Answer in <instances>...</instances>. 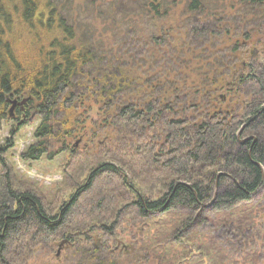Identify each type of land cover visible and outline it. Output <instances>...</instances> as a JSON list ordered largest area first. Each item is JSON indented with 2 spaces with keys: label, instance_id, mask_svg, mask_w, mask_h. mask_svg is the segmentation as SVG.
<instances>
[{
  "label": "trees",
  "instance_id": "trees-1",
  "mask_svg": "<svg viewBox=\"0 0 264 264\" xmlns=\"http://www.w3.org/2000/svg\"><path fill=\"white\" fill-rule=\"evenodd\" d=\"M224 1L207 12L205 0H189L184 14L205 13L192 22V15L175 19L173 9L180 0H0V128L12 121L10 134L15 136L23 116L35 112L40 119L35 140L22 151L21 160L54 159L65 153L70 155L66 168L76 170L79 162L80 168L87 164L82 157L93 145L107 156L113 153L112 144L121 142L126 150L123 157L113 155L122 169L110 160L95 162L67 200L46 201L36 190L24 188L16 168L7 162L14 146L9 137L0 146V264H30L37 251L51 249L60 239L70 251L56 264H122L127 252L115 260L109 242L125 220L176 206L187 212L172 238L190 249L183 237L191 225L212 222L210 214L236 208L264 185V140L256 133L235 154L226 153L241 140L244 129L253 132L264 125V63L247 78L241 73L255 60L248 50L264 43L258 32L264 0H231L228 6ZM75 3L96 14L78 22L72 16ZM103 13L105 32L97 34L92 20ZM173 24H179V31L191 25L195 39L201 40L197 58L188 47L186 56L192 58L178 67L180 75L188 71L184 75L193 77V92L186 96L181 93L185 86L173 84V99L164 92L162 98L152 97L150 90L172 82L170 75L158 74L148 78L147 90L134 94L137 65L155 69L158 59L159 68L171 69L168 60L174 63L172 49L178 47H167ZM234 38L242 42L232 43ZM200 95L213 101L214 109L197 120L193 109L200 107L195 100ZM23 99V110H11L13 101ZM130 162L139 163L140 169L151 167L166 198L139 196L124 170ZM234 167L240 169L239 179L220 173ZM226 180L229 187L216 195ZM229 222L223 229L234 227ZM240 225V230L251 232V225ZM98 229L101 246L93 243ZM150 259L145 264H154Z\"/></svg>",
  "mask_w": 264,
  "mask_h": 264
},
{
  "label": "rangeland",
  "instance_id": "rangeland-1",
  "mask_svg": "<svg viewBox=\"0 0 264 264\" xmlns=\"http://www.w3.org/2000/svg\"><path fill=\"white\" fill-rule=\"evenodd\" d=\"M188 1L189 0H180L179 5L173 9L175 19H180L179 21H182L183 19H189L185 16L192 15L191 19L193 22L195 17L200 18L205 14L202 12L201 15L197 14V16L194 15V17L193 14H184ZM205 2L208 5L207 12L215 9L217 2L218 7L221 5L220 0H205ZM224 2L227 3L228 6V3L231 2V0ZM67 5H69V10L70 2L67 3ZM81 5L82 6H78L75 3L73 8L74 11L72 10V16L74 19L78 20V22L79 20L87 22V20L83 19L89 17V15L91 18V15L96 14V11H94V14H91L92 12L90 10L87 12L88 7L85 6V4ZM261 8L263 9L264 6ZM225 12H228V10ZM105 16L106 15L103 13L102 17H98V21L97 19L92 20V23L98 26L94 28L96 29L97 34L105 32L106 25L102 23ZM189 22L192 23L190 20ZM178 25L173 24V26H166H171L173 29V31H170L168 37V42L172 41V44H167V47L173 48L174 44L178 46L175 50L172 49L174 63L171 64L170 60H168L171 69L164 67L159 68L158 59L154 60L153 63L154 66H156L155 69H151L150 66H147V68L143 67L144 65L139 68L137 65L135 74L137 75L138 84L133 88L134 90L132 92L134 94L139 95L147 90L149 87L146 85L148 83L146 82L148 78H151L152 76V79H156L158 74H162V76L170 75L168 78L172 82L170 85L167 84L164 88L157 86L154 90H150L153 94L152 97L159 96V98H162L161 94L164 92L168 99H173L171 98V96H174L173 84H175L174 86H176V88H182L185 86V89L181 90V93H185L184 95L186 96L187 94L190 96V93L193 92V89L190 86L193 77L184 75V73L188 71H185L180 75L178 73V67L183 65V62H187L192 58L189 53L186 56L188 47L194 49L192 51L190 49V52L193 54L194 58H197L196 53L200 52L199 48L202 44L200 39H195L196 30H194L193 34L191 25L188 26L187 24H184L187 28L186 31H179L180 29ZM251 25L254 26V24ZM259 28H261V30L258 29L259 35L263 36L264 31L262 32V30H264V19H262ZM172 37L174 39H171ZM178 38H181L183 42L180 41L179 44L176 40ZM234 42L241 43L242 41H236V38H234L232 43ZM182 45H184V47H182ZM252 48L253 47L248 50V53H252L251 57H249L252 59L255 58V60H249L247 64L248 67L245 66L241 72L246 75V78L248 77V74L256 72L257 67L264 63V43L254 47V50ZM139 56L141 57L142 55ZM204 56L207 57V54L204 53ZM215 57H217V55ZM215 57L213 56L209 58L211 59V62L212 60L215 61ZM247 60L248 59H246L245 62H247ZM148 68L151 69V71ZM252 69H255V71ZM195 100L199 102L200 107H194V116H198L197 120H202L203 116L200 117V115L202 113H207L208 110H211V107L214 109L213 106H210L214 102L206 99L205 95H200L199 98H196ZM262 103L264 104V102ZM191 104V102H187L188 107H192ZM229 104L231 103H228L226 106H229ZM246 121L245 118V125ZM20 122L23 123L22 127L19 128V131L15 136H11L10 134V130L15 126V123L8 120L2 124L0 128V146H4L9 137H13L14 146L7 152V162L16 168L15 171L17 172V176L24 188L28 190H36V193L40 194L46 201H53L60 198L67 200L69 195L78 187V183H82L85 180L90 171L89 166H94L95 162L110 160L115 165L121 166L120 169L123 168L122 165L118 163V160L120 159L113 156L115 154V156L123 157V155L126 154V150L123 148L121 142L110 146V151L113 150L111 156L104 154L105 152L103 149L100 151L99 146L93 145L88 153L84 152L82 157V163L84 161L87 164H85L84 168H80L82 165L79 162L76 170H72L70 167L66 168L70 155L65 153L57 155L54 159H48L47 156H43L40 160L24 162L21 160L20 155L22 151L35 140L34 132L40 119L37 114L33 112L29 118L23 116ZM194 131L195 126H193L192 130L190 129V132L193 133ZM254 133L259 136L260 140H264V125H260L258 129H255L253 132L244 129L241 133V140L245 137L254 136ZM128 134L129 133L125 135L126 138L128 137ZM240 144V141L235 143L226 150V153L235 154L240 150L241 145H243ZM58 146L59 145H57L55 149ZM138 165L139 163H125L124 170L129 181L131 180L136 185L135 189L140 194L139 196L150 201L161 199L163 197L166 198L165 191L158 182V177L155 178L150 174L153 169L150 167L147 168L148 171H145L147 170L145 167V169L136 168ZM221 171L222 172L220 173L229 174L231 179L233 177H241L240 169L238 170V167H234L232 171L227 169H222ZM226 181L227 183L220 184V187L216 190V195L229 187V180ZM166 184H168V182ZM216 195L214 197L215 200L213 199L214 201H216ZM131 198L133 197L131 196ZM213 200L211 204L213 203ZM186 212V207L176 206L175 209L172 208L167 212L157 210L153 213H148V216L146 217L133 218L134 216H131L129 219L125 220L121 228L116 231L114 240L109 242L110 249L114 253V259L118 260V256L122 251H126L127 256L121 258L122 264H145V260L148 258H151L150 261L155 260L154 264H264V185L251 195L249 201L238 204L236 208H233L232 210L222 209L218 212V215L215 213V216L210 214V217L213 220L212 222L205 225H191V229L183 237L187 245L191 247L190 249L188 246L186 248L184 243L179 239L174 242L172 238L175 237L176 232L179 229L177 223L181 221ZM199 212L200 209L198 210V213ZM216 216L218 218H216ZM227 221H230L229 223L234 225L235 228H231L230 226L228 230L223 229V226L227 225V223H225ZM240 223L251 225L249 228L251 232L240 230ZM98 230L99 231L92 234L95 246H101L102 244V232L101 229ZM68 247L69 245L67 242L62 241V239L57 240L53 243L51 249L43 248L37 251L34 257L30 260V264H56L57 262H61L70 251V248ZM147 254L152 257H147V259H145Z\"/></svg>",
  "mask_w": 264,
  "mask_h": 264
},
{
  "label": "water",
  "instance_id": "water-1",
  "mask_svg": "<svg viewBox=\"0 0 264 264\" xmlns=\"http://www.w3.org/2000/svg\"><path fill=\"white\" fill-rule=\"evenodd\" d=\"M26 99H23L22 101H20V102H16V101H13V103H12V108H11V110H13L14 108H15V106H21V109L23 110L24 108H23V105L26 103ZM243 141H245V140H242V142ZM261 166V165H260ZM261 168H262V170H263V167L261 166ZM263 174H264V171H263Z\"/></svg>",
  "mask_w": 264,
  "mask_h": 264
},
{
  "label": "flooded vegetation",
  "instance_id": "flooded-vegetation-1",
  "mask_svg": "<svg viewBox=\"0 0 264 264\" xmlns=\"http://www.w3.org/2000/svg\"><path fill=\"white\" fill-rule=\"evenodd\" d=\"M245 139H246V140H245V141H243V143H245V142H246V141L249 139V137H245Z\"/></svg>",
  "mask_w": 264,
  "mask_h": 264
},
{
  "label": "crops",
  "instance_id": "crops-1",
  "mask_svg": "<svg viewBox=\"0 0 264 264\" xmlns=\"http://www.w3.org/2000/svg\"><path fill=\"white\" fill-rule=\"evenodd\" d=\"M251 137H253V136H251ZM251 137H249V138H251ZM243 140H245V138ZM240 143L243 144L242 140H240Z\"/></svg>",
  "mask_w": 264,
  "mask_h": 264
}]
</instances>
